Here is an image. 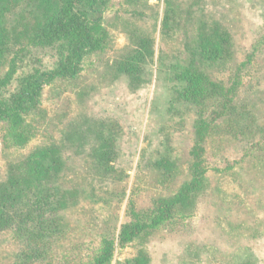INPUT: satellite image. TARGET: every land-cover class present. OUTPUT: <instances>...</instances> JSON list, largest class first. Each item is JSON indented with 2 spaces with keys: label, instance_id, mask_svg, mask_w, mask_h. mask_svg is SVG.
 Here are the masks:
<instances>
[{
  "label": "rangeland",
  "instance_id": "1",
  "mask_svg": "<svg viewBox=\"0 0 264 264\" xmlns=\"http://www.w3.org/2000/svg\"><path fill=\"white\" fill-rule=\"evenodd\" d=\"M168 8L175 17L166 34ZM104 27V49L84 62L79 76L45 88L26 117L25 147L15 146L9 125L0 122V184L33 150L55 146L66 162L62 183L82 192L62 214L65 227L48 262L87 264L105 236L116 239L131 221V203L144 215L190 180L197 110L178 99L175 76L193 55L187 42L195 47L200 29L217 27L231 33L233 58L202 66L214 80L230 85L257 53L242 72L235 120L218 122L205 143L208 188L188 217L117 247L112 264L141 253L150 264H264V0H110ZM138 37L153 39L155 56L144 83L135 86L120 64ZM23 58L19 76L55 63L49 49L26 47ZM161 160L174 163L171 174L158 169ZM24 248L12 231L0 233V264H16Z\"/></svg>",
  "mask_w": 264,
  "mask_h": 264
},
{
  "label": "trees",
  "instance_id": "2",
  "mask_svg": "<svg viewBox=\"0 0 264 264\" xmlns=\"http://www.w3.org/2000/svg\"><path fill=\"white\" fill-rule=\"evenodd\" d=\"M110 0H0V122L10 127L12 143L25 147L26 117L36 110L46 87L60 80L76 79L84 62L102 51L108 33L104 14ZM27 3V9L24 4ZM175 13L167 9L163 30L167 34ZM189 39V36H186ZM195 47L187 42L193 55L176 73L181 84L178 99L197 110L195 142L191 150L190 180L171 197L155 200L146 214L129 206L131 221L124 223L115 239L105 236L97 253L87 264H112L117 247L125 248L162 228L175 218L188 217L198 198L208 188L205 143L217 123L235 120L238 87L242 72L254 61L256 52L248 56L236 70L230 85L214 80L202 66L219 65L233 58V39L229 31L217 27L200 29ZM54 51L55 63L50 69H36L19 76L26 47ZM155 56L154 41L138 37L137 46L120 68L135 86L144 83V68ZM17 84L14 91L11 86ZM105 150V149H104ZM100 152V165L105 167L107 153ZM104 161V162H103ZM158 169L171 174L174 163L157 162ZM66 162L55 147L33 150L25 160L14 164L6 181L0 184V233L12 231L24 243L16 264H53L47 255L55 237L64 230L63 213L79 203L82 192L62 183ZM103 170V169H102ZM119 264H150L144 253Z\"/></svg>",
  "mask_w": 264,
  "mask_h": 264
}]
</instances>
